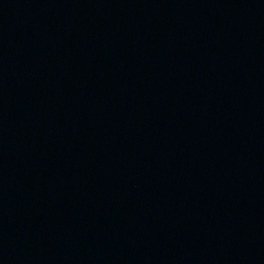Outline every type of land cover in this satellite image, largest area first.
<instances>
[{"label": "water", "instance_id": "water-1", "mask_svg": "<svg viewBox=\"0 0 264 264\" xmlns=\"http://www.w3.org/2000/svg\"><path fill=\"white\" fill-rule=\"evenodd\" d=\"M0 264H264V0H0Z\"/></svg>", "mask_w": 264, "mask_h": 264}]
</instances>
